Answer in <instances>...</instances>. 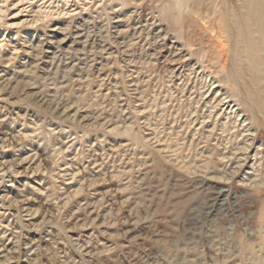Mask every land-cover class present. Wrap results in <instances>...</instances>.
I'll return each mask as SVG.
<instances>
[{
    "label": "rangeland",
    "instance_id": "obj_1",
    "mask_svg": "<svg viewBox=\"0 0 264 264\" xmlns=\"http://www.w3.org/2000/svg\"><path fill=\"white\" fill-rule=\"evenodd\" d=\"M173 1L0 0V264L264 256L220 0Z\"/></svg>",
    "mask_w": 264,
    "mask_h": 264
},
{
    "label": "bare ground",
    "instance_id": "obj_2",
    "mask_svg": "<svg viewBox=\"0 0 264 264\" xmlns=\"http://www.w3.org/2000/svg\"><path fill=\"white\" fill-rule=\"evenodd\" d=\"M196 1L198 6L204 0ZM182 2L173 1L179 12L183 9ZM214 12H217L214 23L230 48L223 78L231 83L232 96L241 102L243 110L259 124V133L264 135V0H220L219 9ZM239 148L246 149L248 144ZM260 220L258 239L264 251V209ZM257 257L252 264H264V256Z\"/></svg>",
    "mask_w": 264,
    "mask_h": 264
}]
</instances>
